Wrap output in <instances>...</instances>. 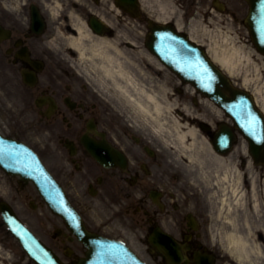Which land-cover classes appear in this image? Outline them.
<instances>
[{
    "label": "flooded vegetation",
    "instance_id": "1",
    "mask_svg": "<svg viewBox=\"0 0 264 264\" xmlns=\"http://www.w3.org/2000/svg\"><path fill=\"white\" fill-rule=\"evenodd\" d=\"M217 1L228 12L217 22L246 18L247 0H209V7ZM96 20L109 28L96 32L91 26ZM119 21L114 0H0V133L39 154L91 231L134 248L149 244L160 227L188 244L193 257L215 246L209 204L186 182L162 141L109 103L85 74L88 63L77 60L66 40L69 32L78 34V22L93 34L114 37ZM138 45L146 51L144 38ZM139 62L146 65L142 57ZM248 177L244 171L245 186ZM4 199L65 264L85 256V246L37 187L0 169V202ZM148 251L151 255L150 245Z\"/></svg>",
    "mask_w": 264,
    "mask_h": 264
},
{
    "label": "bare ground",
    "instance_id": "2",
    "mask_svg": "<svg viewBox=\"0 0 264 264\" xmlns=\"http://www.w3.org/2000/svg\"><path fill=\"white\" fill-rule=\"evenodd\" d=\"M142 2L146 8L155 13L159 20L173 19L179 28L184 27V21L173 1L142 0ZM231 28L233 29V26ZM189 29L192 37L202 43H205L204 36L206 38L212 36L214 40L205 44L209 47V53L214 61L232 77L236 78L240 75L241 86L252 90L257 104L264 111V76L261 75L264 62L254 63L253 61L260 59V54L256 51H246L245 45L240 44L237 37H232L228 31L222 35L221 40L220 33L210 32L208 26L202 22L193 20ZM239 29L243 33V28ZM79 31V36L69 37L70 44L74 46L73 50H80L79 59L86 64L90 63V65L87 64L86 69L93 71L98 80L114 87L120 103L128 108L131 117L135 120L143 119L149 122L160 135L168 138L174 137L178 148L188 156L187 159L191 163L204 166L207 161H210L224 169V176H219L217 179V184L225 192L224 198H221L222 207L219 212L224 220V222L221 220L224 230L218 235L219 240L224 251L234 263L264 264L262 261L264 248L259 240L257 224L247 220L248 228L244 230L237 219L239 213L250 212L249 200H251L253 212L263 211L264 203L261 201L256 182L252 180V189L245 191L241 178L242 172L236 165L233 167V163L230 164L228 158L219 156L213 151L209 141L205 140L195 125L198 122L197 115L190 111L192 109L190 103H180L181 99L163 85L155 84L157 88H151L146 83L144 84V78H151V73L132 69L129 62L131 54L125 49V45L117 35L115 37L93 36L94 42L89 46L84 44V39L91 38V33L82 24L79 26ZM237 33L239 34L238 29ZM247 62L253 65V71L256 72L254 77L250 76L251 68H248L249 66L245 68ZM199 108L214 114V117L210 119L219 118L216 112L222 113L207 99L200 101ZM179 110L185 113L178 115ZM200 175L205 182L211 183L207 172H200ZM247 194H250L249 200ZM261 229L264 230V227L262 226Z\"/></svg>",
    "mask_w": 264,
    "mask_h": 264
},
{
    "label": "rangeland",
    "instance_id": "3",
    "mask_svg": "<svg viewBox=\"0 0 264 264\" xmlns=\"http://www.w3.org/2000/svg\"><path fill=\"white\" fill-rule=\"evenodd\" d=\"M163 2H165L166 0H162ZM171 1H173V3L178 7V9L181 11V13H182V17L186 20V24H185V27L183 28V30L184 31H187L188 32V25L190 24V22L191 21H199V22H202L205 26H208V28H209V30H210V32H214V33H220V36H221V40L223 39L222 38V35H224V34H226V32L228 31V33L232 36V37H234V36H236L237 37V41L239 40V43L240 44H243V45H245V50L246 51H253V49H255V47H254V45L252 44V42L251 41H249V40H247V37L245 38V40L244 39H240L237 35H236V33L234 32V30H235V28L236 27H238V26H233V29L231 28V26L229 25V26H227V25H224V24H215V23H212V22H210V21H208L206 18H204L205 16H206V12H207V6H206V8H205V5H200V7H198L197 9H198V11H194V10H192V9H189L190 11V13H186V11H187V4H186V2H184L183 0H171ZM179 2H182L183 4L182 5H180L179 4ZM121 27H123V29H125V30H123V32H121L120 34H123V35H129V33L131 32V30L127 27V25H121ZM200 28H204V27H201L200 26ZM246 31V30H245ZM216 33V34H217ZM216 34H214V36L216 35ZM245 34H246V36H247V32H245ZM204 36V35H203ZM123 37V36H122ZM204 39H205V42H210V41H212V40H214L213 38H212V36L210 35V37H208L207 36V38H206V36H204ZM254 61V63L256 62V63H262L261 61H263L264 62V58H261L260 57V59H257V61H255V60H253ZM261 65V64H260ZM249 66V67H248ZM251 68V70L249 71V73H250V76L251 77H254V75H255V73L256 72H254L253 71V65H250L248 62L246 63V65H245V68ZM261 75L262 76H264V70H262L261 71ZM236 80L239 82V85H240V82H241V78H240V75L236 78ZM262 198H263V201H264V194H263V196H262ZM220 210H221V208H220ZM217 214V212H212V214ZM216 222V221H215ZM219 228L220 227H222L223 226V224H222V221H219V220H217V224H216ZM216 226V227H217ZM262 231V230H261ZM262 232H264V231H262ZM144 256H145V258H146V260L150 263V264H155V262H153V259H151L149 256H147V255H145L144 254ZM262 261L264 262V258L262 259ZM234 264L233 263V261L230 259L229 260V263H226V264Z\"/></svg>",
    "mask_w": 264,
    "mask_h": 264
},
{
    "label": "water",
    "instance_id": "4",
    "mask_svg": "<svg viewBox=\"0 0 264 264\" xmlns=\"http://www.w3.org/2000/svg\"><path fill=\"white\" fill-rule=\"evenodd\" d=\"M131 1V0H120V3L122 5H127L128 2ZM158 37V31L154 32L153 33V37ZM262 37L263 39H255V43L258 45V47L264 51V31H262ZM153 47V46H152ZM167 63H169L167 61ZM170 64V63H169ZM214 68V73H215V80H214V89H209L210 87L208 86V83L206 82L208 80V78L205 76H201L200 78H198L197 76L195 77H189L193 82L196 83V86L199 87L204 93L208 94L209 96H211L214 100H219L221 101L222 98H226V95L224 93V89H229L231 90L232 92V95H234L233 98H236L237 96L239 97L241 95V91L239 92L238 90L236 89H233L231 88V86L229 85L228 83V79L222 74V72H220L217 68L213 67ZM181 72V71H180ZM181 74H184L183 72H181ZM185 75V74H184ZM247 97L246 99H250L252 100L251 96H249L248 94H246ZM233 107H237V105H232L231 108H229V110H231L230 112H236ZM257 114L260 116L261 114L257 111ZM261 117V116H260ZM250 131H252L253 133H251L252 135H258V137H263L264 136V127H263V130L261 129H257L256 128H253L251 125H250ZM162 244H166L164 242H162ZM167 244H170V246H166L163 248V250L170 256H178V254L180 253H177L176 250L173 248V244L170 242V243H167Z\"/></svg>",
    "mask_w": 264,
    "mask_h": 264
}]
</instances>
